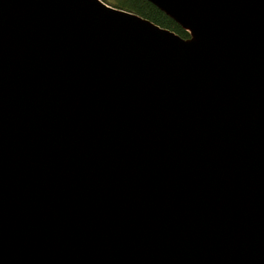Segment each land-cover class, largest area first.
<instances>
[{"label":"water","instance_id":"water-1","mask_svg":"<svg viewBox=\"0 0 264 264\" xmlns=\"http://www.w3.org/2000/svg\"><path fill=\"white\" fill-rule=\"evenodd\" d=\"M0 0V264H264V0Z\"/></svg>","mask_w":264,"mask_h":264},{"label":"trees","instance_id":"trees-1","mask_svg":"<svg viewBox=\"0 0 264 264\" xmlns=\"http://www.w3.org/2000/svg\"><path fill=\"white\" fill-rule=\"evenodd\" d=\"M108 5L138 14L147 18L161 27L170 29L183 38H189L190 34L183 30L182 27L170 18L167 14L161 11L157 6L148 0H103Z\"/></svg>","mask_w":264,"mask_h":264}]
</instances>
